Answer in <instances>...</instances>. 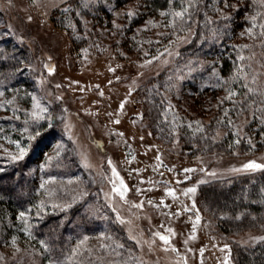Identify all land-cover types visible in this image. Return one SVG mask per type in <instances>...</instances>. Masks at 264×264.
Segmentation results:
<instances>
[{
  "label": "trees",
  "instance_id": "16d2710c",
  "mask_svg": "<svg viewBox=\"0 0 264 264\" xmlns=\"http://www.w3.org/2000/svg\"><path fill=\"white\" fill-rule=\"evenodd\" d=\"M191 5L189 0H70L57 10L60 20L53 15L52 21L72 34L76 48L84 41L78 40V26L88 23L95 29L111 28L109 7L122 9L132 26L139 25L141 19L163 26L161 32L152 37L144 35L146 39L139 43L154 44L150 49L156 45L159 49L164 47L159 58L169 56L158 73L149 75L135 91L144 128L163 145L177 144L188 157L252 156L264 150V0H191ZM183 8H188V12L177 20L174 13ZM241 11L245 14L239 23L236 18ZM122 29L112 26L115 33ZM90 35L99 36L95 32ZM10 41L7 36L0 40V90L24 83V72L18 68L26 56L21 52L20 57L10 49ZM211 65L216 68L214 86H205L201 92H210L224 109H215L205 121L192 118L188 124L170 122L168 109L176 105V96L182 89L197 84L202 71ZM8 66L10 69L3 71ZM188 66L193 71L185 82L175 72ZM215 91L229 95L217 97ZM11 112L14 115L0 117V136L22 139L37 132L40 136L35 140L27 138L30 148L22 160L13 161L12 155L0 152V242L8 236L29 241L23 249L31 250L39 264L124 262V250L131 248L133 242L105 211L102 202L87 195L92 186L89 175L79 165L72 142L57 130V120L52 117L49 125L30 119L23 122L20 115L26 110ZM247 135L254 140L248 142ZM56 139L65 142L59 155L41 156L44 146ZM70 180L80 183L82 190L70 193L62 189L68 202L61 203L55 197L61 184L66 188V181ZM197 188L198 205L224 234L236 236L247 228L262 231L264 170L202 181ZM94 236L99 238L90 244L93 247L82 245V240ZM248 241L244 244L230 240L233 264H264V232ZM19 263L26 261L8 263L0 259V264Z\"/></svg>",
  "mask_w": 264,
  "mask_h": 264
},
{
  "label": "rangeland",
  "instance_id": "374dc122",
  "mask_svg": "<svg viewBox=\"0 0 264 264\" xmlns=\"http://www.w3.org/2000/svg\"><path fill=\"white\" fill-rule=\"evenodd\" d=\"M67 1L70 0H0V40L7 36L10 49L26 56L18 68L24 72V83L0 90V117L18 109L26 110L20 115L23 122L30 119L49 125L52 117L57 120V130L72 142L79 165L89 175L92 186L87 195L102 202L133 242L124 250L126 260L118 264H233L230 240L245 244L252 236L263 233L264 227L262 231L247 228L236 236L224 234L198 205L197 184L227 177L249 161L264 164V150L244 157H188L177 144L168 147L158 142L140 120L135 91L167 63L168 55L159 58L165 49H159V41L152 49L154 44L139 45L146 35L154 36L163 26H154L149 19L132 26L122 9L109 7L113 28L123 29L115 33L112 26L95 29L84 23L75 29L78 40H84L76 48L72 34L52 21L53 15L60 20L57 10ZM244 14L241 11L236 18L239 23ZM92 32L99 36L90 35ZM186 68L175 72L185 82L190 80L193 69ZM9 69L10 66L3 71ZM202 72L197 84L176 96V105L168 109L170 122L188 124L192 118L205 121L215 109H224L210 92H201L205 86H214L215 65ZM215 95L229 93L215 91ZM41 108L46 111L40 112ZM34 112L42 118L33 119ZM247 136L248 142L254 140ZM28 137L1 135L0 152L18 155L21 147L27 152ZM63 144L60 139L54 140L44 146L41 156L58 153ZM113 168L118 175L113 174ZM70 181H66V188L60 183L62 188L55 198L61 203L68 202L62 191L82 190L80 183ZM114 186L124 192L123 198L113 191ZM189 188L196 191L188 192ZM98 238L81 242L93 247L90 244ZM28 242L12 236L3 239L0 259L39 264L31 250L23 249Z\"/></svg>",
  "mask_w": 264,
  "mask_h": 264
},
{
  "label": "snow or ice",
  "instance_id": "6c2138e0",
  "mask_svg": "<svg viewBox=\"0 0 264 264\" xmlns=\"http://www.w3.org/2000/svg\"><path fill=\"white\" fill-rule=\"evenodd\" d=\"M191 6H192V5H191V0H189V7H191ZM187 12H188V8H183L182 11H177V12L174 13V15H175V17L177 18V20H182L183 17H184V14L187 13ZM162 14H163V13H162ZM128 15L131 16L132 13H129ZM173 23H175V21H174ZM170 26H171V25H170ZM262 27H264V26H262ZM249 31H251V30H249ZM262 35H264V34H262ZM149 63H150V61H149ZM37 107L39 108V105H37ZM39 111H40V112H44V111H46V109H42V108H41V109H39ZM41 118H42V117H41L40 115H38L37 113H35V112L33 113V119L39 120V119H41ZM25 131H27V130H25ZM39 136H40V133L37 132V133L35 134V136H30L29 139H31V140H35V139H36L37 137H39ZM17 146L19 147V145H17ZM25 154H26V149H24V148L21 147L20 150H19V154H18V155H13V156H11V159H12L13 161L22 160V159L24 158ZM57 155H59V153H57ZM256 170H264V164H260V163H257V162H255V161H249V162L243 164L241 168L233 169V171H236V172H242V171H256ZM185 171H192V170H191V169H186ZM113 174H114V175H118V174L116 173V171H115L114 168H113ZM120 183H121V185H123V181H122V180L120 181ZM113 191H114V192H118V194L121 196V198H123V195H124V192H123V191H120V190L117 189L115 186L113 187ZM195 191H196V190H195L194 188H189V189H188V192H195ZM169 194H171V193H169ZM23 215H24V214L21 213V217H23ZM197 220H199V217H197ZM160 239L166 241V237L161 236ZM225 247H227V246H225ZM226 261H227V258H226Z\"/></svg>",
  "mask_w": 264,
  "mask_h": 264
}]
</instances>
